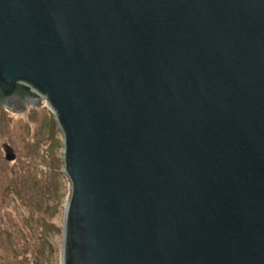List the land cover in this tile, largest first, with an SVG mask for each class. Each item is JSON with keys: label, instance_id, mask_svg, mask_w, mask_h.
Instances as JSON below:
<instances>
[{"label": "water", "instance_id": "1", "mask_svg": "<svg viewBox=\"0 0 264 264\" xmlns=\"http://www.w3.org/2000/svg\"><path fill=\"white\" fill-rule=\"evenodd\" d=\"M44 101L62 264H264V0H0V105Z\"/></svg>", "mask_w": 264, "mask_h": 264}, {"label": "rangeland", "instance_id": "2", "mask_svg": "<svg viewBox=\"0 0 264 264\" xmlns=\"http://www.w3.org/2000/svg\"><path fill=\"white\" fill-rule=\"evenodd\" d=\"M2 132L23 159L5 163L0 173V215L10 217L15 230L1 242L0 264H61L71 183L63 172V135L54 113L46 101L7 116L0 109V142Z\"/></svg>", "mask_w": 264, "mask_h": 264}, {"label": "flooded vegetation", "instance_id": "3", "mask_svg": "<svg viewBox=\"0 0 264 264\" xmlns=\"http://www.w3.org/2000/svg\"><path fill=\"white\" fill-rule=\"evenodd\" d=\"M0 109L5 111V115L7 116V114H9V109L5 108L4 106L0 105ZM14 112V111H11ZM17 113V112H14ZM3 120V119H2ZM4 130L6 131V128H4ZM4 133V137L2 138V141L0 142V173L2 172L1 170H5V163L8 164L9 162H13V163H18L19 161H21L22 158V154L19 152L17 153V151L15 150V148L11 145V140L9 138H6L9 136V134ZM1 140V139H0ZM33 148V147H32ZM32 154V152H31ZM32 164L33 161H27V166H29V164ZM4 164V165H3ZM32 180V179H31ZM26 201V199H25ZM6 204V203H5ZM4 220V222H3ZM6 220V216L5 215H0V248H1V242L2 240L9 235L11 229L14 230V226L12 224L11 218L7 216V220ZM17 222V221H16ZM33 217L30 220V223L33 225ZM5 223V224H3ZM25 227H28V225H24ZM15 231V230H14Z\"/></svg>", "mask_w": 264, "mask_h": 264}, {"label": "trees", "instance_id": "4", "mask_svg": "<svg viewBox=\"0 0 264 264\" xmlns=\"http://www.w3.org/2000/svg\"><path fill=\"white\" fill-rule=\"evenodd\" d=\"M47 158H48V160H51L52 159V157H51L50 154L47 156Z\"/></svg>", "mask_w": 264, "mask_h": 264}, {"label": "bare ground", "instance_id": "5", "mask_svg": "<svg viewBox=\"0 0 264 264\" xmlns=\"http://www.w3.org/2000/svg\"><path fill=\"white\" fill-rule=\"evenodd\" d=\"M61 264H62V254H61Z\"/></svg>", "mask_w": 264, "mask_h": 264}]
</instances>
